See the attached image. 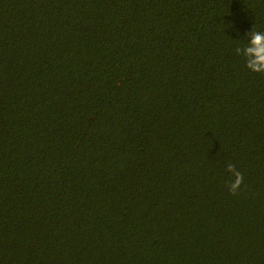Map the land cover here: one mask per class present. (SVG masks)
<instances>
[{
  "label": "trees",
  "instance_id": "obj_1",
  "mask_svg": "<svg viewBox=\"0 0 264 264\" xmlns=\"http://www.w3.org/2000/svg\"><path fill=\"white\" fill-rule=\"evenodd\" d=\"M252 30L264 0H0V264H264Z\"/></svg>",
  "mask_w": 264,
  "mask_h": 264
},
{
  "label": "clouds",
  "instance_id": "obj_2",
  "mask_svg": "<svg viewBox=\"0 0 264 264\" xmlns=\"http://www.w3.org/2000/svg\"><path fill=\"white\" fill-rule=\"evenodd\" d=\"M251 39L242 48H236V54L243 56L245 66L253 73L264 74V32H250ZM227 171L234 179L228 184V190L233 195H238L244 182L243 173L238 171L232 163H228Z\"/></svg>",
  "mask_w": 264,
  "mask_h": 264
}]
</instances>
